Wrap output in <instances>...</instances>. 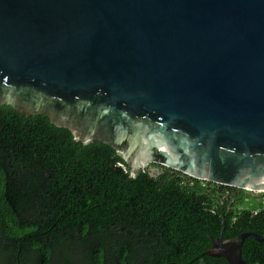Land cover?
<instances>
[{"label":"water","instance_id":"1","mask_svg":"<svg viewBox=\"0 0 264 264\" xmlns=\"http://www.w3.org/2000/svg\"><path fill=\"white\" fill-rule=\"evenodd\" d=\"M0 105L112 146L132 175L264 192V0H0ZM205 235L229 264L264 242Z\"/></svg>","mask_w":264,"mask_h":264},{"label":"trees","instance_id":"2","mask_svg":"<svg viewBox=\"0 0 264 264\" xmlns=\"http://www.w3.org/2000/svg\"><path fill=\"white\" fill-rule=\"evenodd\" d=\"M226 189L237 188L178 171L129 175L112 146L0 105V264H229L202 254L204 233L264 236V192ZM242 257L264 264V242L246 237Z\"/></svg>","mask_w":264,"mask_h":264},{"label":"flooded vegetation","instance_id":"3","mask_svg":"<svg viewBox=\"0 0 264 264\" xmlns=\"http://www.w3.org/2000/svg\"><path fill=\"white\" fill-rule=\"evenodd\" d=\"M123 161V160H122ZM123 164L125 165V163H124V161H123ZM126 166V165H125ZM145 170H147V172H148V174L150 175V176H154V177H156V176H158V175H160V174H164L165 173V171H168V172H170V173H174V171H176V170H173V169H170V168H167V167H164V166H162V165H160V164H156V163H151V164H149L148 166H147V168L145 169ZM139 171V170H138ZM137 172V171H136ZM135 172V173H136ZM179 172V171H178ZM135 173L133 174V175H135ZM180 173H182V172H180ZM128 174L129 175H132V174H130L129 172H128ZM184 174V173H183ZM186 175V174H185ZM223 186H225V185H223ZM228 188H235V187H231V186H227ZM236 189V188H235ZM239 188H237L236 190H230V189H226L227 191H232L231 193H233L234 195H236L240 190H238ZM219 210L224 214V213H233L234 211H235V208H236V204L234 203V202H224V201H222V202H219ZM239 207V206H238ZM205 234H208V233H204V235ZM209 236H211L210 234H208ZM205 237H207L206 235H205ZM212 237V236H211ZM212 238H214V237H212ZM218 238V237H217ZM207 239L209 240V238L207 237ZM214 239H216V238H214ZM147 241L148 242H153L154 243V245L152 246V247H154L155 249H158V248H160L161 246L159 245V243L158 242H161L160 241V238L159 239H157L156 237L155 238H148L147 239ZM210 241V240H209ZM210 245H211V242H210ZM209 245V246H210ZM208 246V247H209ZM207 247V248H208ZM206 248V249H207ZM205 249V250H206Z\"/></svg>","mask_w":264,"mask_h":264}]
</instances>
